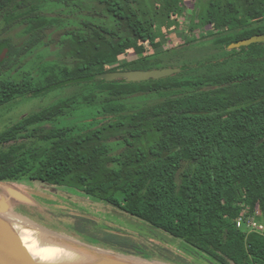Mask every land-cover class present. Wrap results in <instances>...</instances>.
Returning <instances> with one entry per match:
<instances>
[{"label": "trees", "instance_id": "16d2710c", "mask_svg": "<svg viewBox=\"0 0 264 264\" xmlns=\"http://www.w3.org/2000/svg\"><path fill=\"white\" fill-rule=\"evenodd\" d=\"M71 1L0 0V18L6 25L22 24L28 35L27 45L15 47L16 56L29 54L41 44L42 33L59 24L43 8ZM88 2L79 10L89 18L62 34L55 58L36 54L29 69L20 66L15 75L5 72L14 58L0 60V106L66 85H87L0 132V182L27 177L75 190L135 217L211 264H264V235L234 222L244 208L264 215V42L228 48L264 35V0H195L201 10L193 19L211 26L208 37L222 52L201 60L195 50L183 57L176 47L165 51L155 39L163 21L177 22L170 15L181 12L183 0ZM8 45L11 52L14 45ZM129 49L136 58L101 71V64ZM180 58L197 61H184L179 71L157 79H95L108 71L163 68ZM151 92L157 94L153 103L125 101ZM80 104L95 107L88 123L50 124ZM57 217L66 220L71 235L124 255L197 264L170 249L143 246L119 229L91 233L83 216Z\"/></svg>", "mask_w": 264, "mask_h": 264}, {"label": "rangeland", "instance_id": "374dc122", "mask_svg": "<svg viewBox=\"0 0 264 264\" xmlns=\"http://www.w3.org/2000/svg\"><path fill=\"white\" fill-rule=\"evenodd\" d=\"M83 3L89 5L88 0H72L69 4L49 3L45 6L42 12L47 16H54L57 18L59 20V24L50 28L46 33L43 32L41 44L31 48L29 50V54H24V56H16L18 47L24 44L27 45L28 41V35L24 33L23 25H6L4 19L0 18V46L7 45L6 43L8 42H11L14 45H12L13 47L11 52H7L6 54L5 59L8 60L14 58V60L12 64H7L5 66V72L9 75H15L17 74L16 69L20 66L22 67L20 71L28 70L36 54H41L48 59L55 58V52L62 34L67 29L77 27L81 20L89 18L87 16V14H89L87 11L79 10ZM178 7L181 9V12L178 15H170V19H176L177 22L170 26L166 21H163L162 26L158 28L159 35L155 36V39L161 41L162 49L167 51L172 47H176V51L180 53L179 57L186 56L185 51L190 53L195 50L194 55L199 56V58L197 57V60H201L209 56H219L222 52L216 48L217 46H215L210 37H208L210 31H212L211 26H200L196 22L197 19H193L201 8L195 7L194 0H183V3L179 4ZM93 18L98 19L99 17L95 16ZM204 36H206L207 39H201ZM191 39H199L200 41H197L195 44H188V46H185L184 43L190 41ZM137 42L139 44L141 43L138 40ZM43 43L47 44V46ZM145 45L146 48L151 49L148 43ZM16 46L18 47L15 49ZM189 56H191V54H189ZM134 58H136L135 50L129 49L125 53L117 56L116 59L101 64L100 69L101 71H105ZM194 59L196 58H180L176 63H172L167 60H163V62H170L171 65L167 67L179 68V65L183 64L182 62L184 61H197ZM14 61L17 62V64H14ZM86 86L87 85H66L51 90L42 96L32 98L21 96L16 98L14 101L0 106V132L7 126L17 122L21 117L47 107L60 98L76 94ZM156 99L157 94L151 92L127 96L125 101H127V103H139L144 105L153 103ZM94 112V106L80 104L76 109L67 112L65 115L57 118L50 124L58 127L82 126L83 124L88 123V119H90L92 113ZM7 188L20 190L31 200L30 203L12 200L15 211L20 216L25 217L26 219L49 230L71 236L70 233L65 231L64 225L67 223L66 220L59 219L57 215L83 216L89 219V222L86 225L91 233L100 235L104 234L106 231H115L116 229H119V233L138 241L143 246L158 245L163 248L170 249L173 253L181 254L197 264H211L206 257H203L201 254H197L195 256L192 255L191 249L190 253L189 249L188 251H185L186 249L181 248V243L179 241L163 235L161 232L152 229L135 217H131L121 210H118L101 201L92 199L89 196L75 190L50 185L38 180H31L27 177H24L20 181L0 182V194L6 193ZM3 218H6V215L0 214V220ZM30 224L36 227L33 223ZM72 238L88 242L87 239L76 235H72ZM96 245L99 247L101 246L100 244ZM155 261H150V263L145 264H159Z\"/></svg>", "mask_w": 264, "mask_h": 264}, {"label": "water", "instance_id": "95a60500", "mask_svg": "<svg viewBox=\"0 0 264 264\" xmlns=\"http://www.w3.org/2000/svg\"><path fill=\"white\" fill-rule=\"evenodd\" d=\"M255 42H264V35L259 34L254 37H249L242 39L238 42H232L228 44V48H238L240 46H247ZM179 71L178 67H163V68H154L149 70H118V71H108L102 72L95 75V79H103L106 81H112L114 79L123 78L128 82H137L145 81L148 79H157L161 77H166L172 75L173 73ZM12 200L30 203V198L15 188H7L6 193L0 194V214H5L6 218L0 220V264H34L32 258L22 247L17 236L9 228V215L12 214L18 219H21L27 223H33L36 225L39 230L43 233H46L50 236L60 238L64 241L69 242L74 247L91 252L97 256H108L117 258L122 261H127L132 264H145L150 263V261L155 260H146L135 256L124 255L122 253L116 252L110 248L104 246H97L91 242L80 241L77 238H72V235L58 233L53 230H49L41 225H38L25 217L20 216L14 209ZM159 264H170L162 261H155Z\"/></svg>", "mask_w": 264, "mask_h": 264}, {"label": "bare ground", "instance_id": "6f19581e", "mask_svg": "<svg viewBox=\"0 0 264 264\" xmlns=\"http://www.w3.org/2000/svg\"><path fill=\"white\" fill-rule=\"evenodd\" d=\"M8 215L9 228L17 236L34 264H132L80 250L67 241L41 232L37 226H32L12 214Z\"/></svg>", "mask_w": 264, "mask_h": 264}, {"label": "built area", "instance_id": "2783aa9c", "mask_svg": "<svg viewBox=\"0 0 264 264\" xmlns=\"http://www.w3.org/2000/svg\"><path fill=\"white\" fill-rule=\"evenodd\" d=\"M236 227H244L247 232L264 235V215L259 209L244 208L234 219Z\"/></svg>", "mask_w": 264, "mask_h": 264}, {"label": "flooded vegetation", "instance_id": "af4514ba", "mask_svg": "<svg viewBox=\"0 0 264 264\" xmlns=\"http://www.w3.org/2000/svg\"><path fill=\"white\" fill-rule=\"evenodd\" d=\"M195 1V0H194ZM183 3V2H182ZM7 45H1L0 46V60L1 61H4L5 60V58H6V54H7V52H9V45H8V43H6ZM6 47H7V50H6ZM4 48H5V50H4ZM3 49V50H2Z\"/></svg>", "mask_w": 264, "mask_h": 264}, {"label": "crops", "instance_id": "0c3cea01", "mask_svg": "<svg viewBox=\"0 0 264 264\" xmlns=\"http://www.w3.org/2000/svg\"><path fill=\"white\" fill-rule=\"evenodd\" d=\"M161 42V41H160Z\"/></svg>", "mask_w": 264, "mask_h": 264}]
</instances>
